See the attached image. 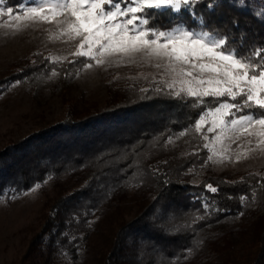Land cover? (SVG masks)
Segmentation results:
<instances>
[{"label":"trees","instance_id":"1","mask_svg":"<svg viewBox=\"0 0 264 264\" xmlns=\"http://www.w3.org/2000/svg\"><path fill=\"white\" fill-rule=\"evenodd\" d=\"M6 2L18 8L23 0ZM208 2L196 5L204 27L229 33L241 50L264 44V22L252 15L264 0H247L243 9L218 0L212 11ZM151 23L200 28L186 11L178 17L159 14ZM34 57L5 83H32L56 65ZM153 89L113 88L106 106L48 124L7 146L0 151V195L16 196L48 177L58 182L75 174L76 187L60 191L48 206L38 235L49 233L44 242L50 249L75 260L93 252L95 264H264V187L252 193L264 169L237 178L210 172L193 183L194 174L211 165L202 134L189 132L172 142L168 137L191 124L202 108L190 107L191 98L185 104ZM207 184L218 192L206 190ZM241 195L248 200L238 216ZM95 214L100 219L92 220ZM94 234L104 243L94 246Z\"/></svg>","mask_w":264,"mask_h":264},{"label":"snow or ice","instance_id":"2","mask_svg":"<svg viewBox=\"0 0 264 264\" xmlns=\"http://www.w3.org/2000/svg\"><path fill=\"white\" fill-rule=\"evenodd\" d=\"M200 2L23 0L17 6L20 11L14 14V8L5 7L6 0H0V17L7 18L5 23L20 21L21 16L28 24L55 22L56 38L66 37L67 40L78 41L71 53L74 57L83 58L79 61L78 71L91 69L94 65L133 64L138 60L162 68L167 79L156 80L157 86L153 90L178 98L185 104L191 98L190 107L199 105L202 108L191 124L169 136L168 141L172 142L189 132H202L206 119L211 117L210 126L201 136L205 141L203 147L209 149L207 133L220 129L213 137L219 148L210 149L206 163H224L233 156L239 160L241 155L246 156L247 152L256 150L264 152V44L241 50L229 33L204 27V17L196 11V5ZM217 3L218 0H209L206 7L212 11ZM232 6L243 9L247 7V0H232ZM184 11L199 23V29L183 23L157 28L151 23L153 17L159 14L171 13L178 17ZM252 15L264 22V7L254 10ZM59 17L64 19L60 20ZM232 23L234 27L239 26L235 19ZM46 59L52 62L50 57ZM61 62L62 58L57 57L55 63ZM69 63L76 66L78 61L70 60ZM56 75V69L53 68L49 76ZM20 82L13 81L8 87H15ZM3 87L0 85V89ZM141 91L146 92L148 89ZM205 97H211L212 100L206 101ZM224 97L227 99H222ZM233 144H238L237 150H232ZM246 146L247 151L240 153L239 149ZM217 151L221 155L213 161ZM260 187H264V178H259L256 187L252 188L253 196ZM38 188L39 185H35L33 190ZM205 188L213 193L218 192V188L211 184ZM12 192L15 193V189ZM2 195L8 196V192ZM10 198L15 199V195ZM239 199L242 208L237 215L243 216V206L248 197L241 195ZM202 207L205 211L210 207L207 200ZM190 251L192 249H185V253Z\"/></svg>","mask_w":264,"mask_h":264},{"label":"rangeland","instance_id":"3","mask_svg":"<svg viewBox=\"0 0 264 264\" xmlns=\"http://www.w3.org/2000/svg\"><path fill=\"white\" fill-rule=\"evenodd\" d=\"M4 6L10 5L6 2ZM17 11L20 10L14 8V14ZM58 19L63 20L64 17ZM6 20V17H0V82L5 83L10 74L22 70L37 54L45 58L50 57L51 63H55L57 57L62 58V62L52 66L56 69V76H49L53 69L50 68L47 75L33 80L32 83L24 80L9 88L11 82L17 81L14 79L3 84L7 86L0 90V151L48 124L66 117H75L76 113L86 112L94 106H106L113 88L136 87L150 90L157 86L156 80L167 79L162 68L141 63L139 60L137 63L121 66L94 65L91 69L78 71L79 61L83 58L71 55L78 41L67 40L66 37L56 38L58 33L55 22L28 24L23 16L20 21L5 23ZM17 24L20 25L19 28L16 27ZM70 60H77L78 64L74 66L69 63ZM65 63L71 66L67 68ZM211 119L207 118L202 126V135L210 126ZM219 131L217 128L215 132L207 133L208 151L213 147L219 148L213 141ZM237 148L238 144L232 145V150ZM246 151L247 146L239 149L240 153ZM220 155L217 151L213 161L219 159ZM263 169L264 152L256 150L247 152L246 156L241 155L239 160L233 156L224 163L211 162L210 166L197 171L191 181L198 183L210 172L229 174L237 178L244 172H258ZM76 181L75 174L60 176L58 182L48 177L35 184L39 185L38 189L33 190L34 185L16 195L15 199H11L9 195H0V264H95L93 252L75 260L65 251L50 249L45 243L49 233L43 236L44 239L38 236L45 222L44 214L48 212V206L63 189L66 190L64 194L74 189ZM122 209V212H126ZM97 218L99 216L95 214L92 220ZM97 236L93 235V238H96L93 240L94 244L92 243L94 246H98L101 241L104 243V240L97 239Z\"/></svg>","mask_w":264,"mask_h":264}]
</instances>
